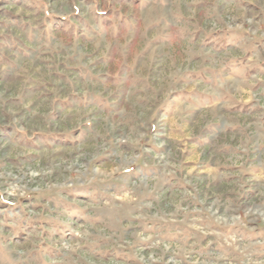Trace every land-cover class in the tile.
Here are the masks:
<instances>
[{"label":"rangeland","instance_id":"rangeland-1","mask_svg":"<svg viewBox=\"0 0 264 264\" xmlns=\"http://www.w3.org/2000/svg\"><path fill=\"white\" fill-rule=\"evenodd\" d=\"M0 264H264V0H0Z\"/></svg>","mask_w":264,"mask_h":264},{"label":"crops","instance_id":"crops-1","mask_svg":"<svg viewBox=\"0 0 264 264\" xmlns=\"http://www.w3.org/2000/svg\"><path fill=\"white\" fill-rule=\"evenodd\" d=\"M181 97H183L184 101L185 102H189V103H194L195 105H197L198 109H203V107H208L209 105H212L215 103V99L211 94L201 90V89H196L193 94H190L188 91L185 92V93H181L180 94ZM226 98H221V101L222 100H225ZM211 107V106H209ZM221 114H220V117H219V122H214V123H211V124H208L206 127V129L208 131L207 134L209 132H211L213 134V136H215V141L214 143H219L221 142V140L224 138V136H226L227 134H229L230 132H237L238 131V126L237 124L236 125H233L231 126L232 124L230 122H228L226 119H224V116L222 115V110H220ZM229 113H236L238 115H242L246 112L249 111V107L245 104H241V105H236L234 108H231L230 110H228ZM199 115H196L195 117V120H198L199 118ZM208 136V135H207ZM195 143L202 146L203 148H206L208 144V142H204L203 138L201 137V135H196L195 136ZM206 143V144H205ZM230 147V146H229ZM213 166H218V162H214L213 163ZM219 169V168H218ZM229 178H220L218 177V179L216 180L217 182H221V181H229L228 180ZM170 182H168L167 185H169ZM85 195V192L84 194ZM72 211H70V214L71 215H76V213H78V209H70ZM30 221L29 220H25L23 225L19 226L17 228V231L18 233H22L23 230L29 225ZM199 225H202V222L201 224ZM179 228H182V229H185L184 231H187V225H183V224H170L169 226H167V231H172V232H175L177 229Z\"/></svg>","mask_w":264,"mask_h":264}]
</instances>
